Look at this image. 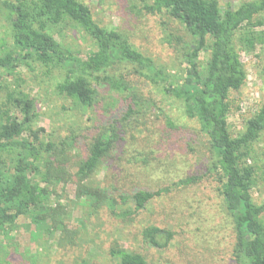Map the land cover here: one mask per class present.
Here are the masks:
<instances>
[{"label":"trees","instance_id":"16d2710c","mask_svg":"<svg viewBox=\"0 0 264 264\" xmlns=\"http://www.w3.org/2000/svg\"><path fill=\"white\" fill-rule=\"evenodd\" d=\"M138 4L139 12L166 14L177 21L178 27L166 32L178 62L175 71L157 64L124 31L100 25L83 0H0V12L8 23L5 37L0 38V78L7 81L0 104V256L7 247L2 236L9 237L21 216L31 219L36 237L59 231L63 240H72L65 220L73 213L60 201L57 187L61 183L70 180L76 185V197L90 208V214L107 207L124 218L170 189L115 195L93 179L125 135L140 130L148 111L163 112L157 99L142 91L137 83L142 79L159 89L163 99L174 98L184 115L198 123L197 133L206 138L202 143L210 151L209 172L217 176L236 238V264H264V201L256 202L253 195L259 180H264V150H258L264 133V103L246 118L238 134L228 122L235 109L232 93L248 79L242 52L264 45V29H259L264 26V0L228 2L225 8L221 0H139L135 7ZM68 27L92 38L95 48L86 57L64 42L63 31ZM201 53L207 54L206 60L202 61ZM36 63L57 73L56 91L75 106L92 108L101 96L97 86L116 93L111 110L107 109L113 111L111 118L98 128L74 171L70 152L77 146L79 133L57 139L45 135L37 127L36 99L22 87L21 68L34 69ZM166 122L171 128L177 126L172 118ZM144 154L146 163L148 154ZM196 181L197 176H186L179 184ZM129 197L133 209L124 207ZM139 235L143 245L166 249L176 234L169 227L152 224ZM108 255L115 264H178L151 262L144 253L118 242L109 247Z\"/></svg>","mask_w":264,"mask_h":264},{"label":"rangeland","instance_id":"374dc122","mask_svg":"<svg viewBox=\"0 0 264 264\" xmlns=\"http://www.w3.org/2000/svg\"><path fill=\"white\" fill-rule=\"evenodd\" d=\"M83 1L91 7L100 25L124 31L131 42L153 57L157 64L167 70H176L178 62L166 32L178 27L177 21L166 14L139 12L140 5L135 7L139 0ZM241 1L221 0V6L225 8L228 2L238 4ZM7 30L8 23L0 12V38L5 37ZM180 33L184 31L180 30ZM57 38L61 40L60 36ZM62 38L73 52L83 57L95 48L88 34L70 27L63 31ZM206 57V53H201L202 61ZM242 60L248 79L231 96L235 109L229 114L228 122L234 134L244 128L246 118L264 103V45L252 52H242ZM21 75L25 79L23 89L36 99L40 112L37 127L56 139L74 131L79 133L77 146L70 152L74 164L71 170L74 171L76 161L84 156L87 144L98 128L111 118L110 104L116 93L97 86L100 99L98 97L92 108L83 109L56 91L59 78L56 72L49 73L47 68L36 63L34 69L22 67ZM12 79L10 77L8 81ZM5 83L7 81L0 78V104L5 99ZM137 83L145 94L157 99L163 112L159 108L148 111L139 125L140 130L125 135L93 179L110 187L115 195L131 196L139 189H170L150 200L144 209L124 218L114 215L107 207L90 214V208L76 197V185L70 180L61 183L57 187L58 196L73 213L65 220L73 232L72 240H63L59 231L53 236L45 232L36 237V226L29 217L21 216L9 237L2 236L7 247L0 256V264H79L83 260L91 264H115L108 255L114 242L144 253L151 262L236 264L233 255L235 234L218 192L217 176L209 172L210 151L202 143L206 138L197 133L198 123L184 115L174 98L163 99L159 89L152 88L142 79ZM64 106L70 108L66 110ZM166 118H172L176 128L169 127ZM258 150H264V133ZM144 153L148 154L146 163L142 161ZM186 176H197V181L179 184ZM253 195L256 202L264 201L263 179L259 180ZM133 205L129 197L124 207L133 209ZM152 224L175 231L170 247L158 249L142 244L139 233Z\"/></svg>","mask_w":264,"mask_h":264}]
</instances>
